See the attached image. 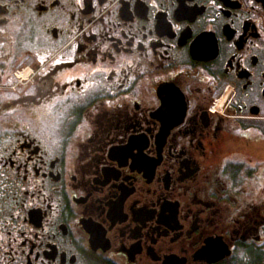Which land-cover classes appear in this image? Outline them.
I'll return each instance as SVG.
<instances>
[{
	"label": "flooded vegetation",
	"instance_id": "af4514ba",
	"mask_svg": "<svg viewBox=\"0 0 264 264\" xmlns=\"http://www.w3.org/2000/svg\"><path fill=\"white\" fill-rule=\"evenodd\" d=\"M0 264H264V0H0Z\"/></svg>",
	"mask_w": 264,
	"mask_h": 264
}]
</instances>
